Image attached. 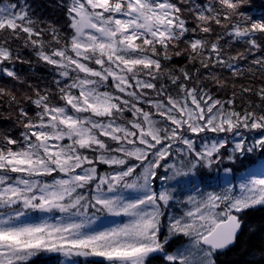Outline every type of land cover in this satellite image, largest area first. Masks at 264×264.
<instances>
[{
    "label": "snow or ice",
    "instance_id": "snow-or-ice-1",
    "mask_svg": "<svg viewBox=\"0 0 264 264\" xmlns=\"http://www.w3.org/2000/svg\"><path fill=\"white\" fill-rule=\"evenodd\" d=\"M56 6L63 24L0 0V264H264V14L252 0ZM34 64L50 81L29 82L19 66ZM221 72L224 98L208 86L226 91ZM244 94L259 103L238 108Z\"/></svg>",
    "mask_w": 264,
    "mask_h": 264
},
{
    "label": "trees",
    "instance_id": "trees-1",
    "mask_svg": "<svg viewBox=\"0 0 264 264\" xmlns=\"http://www.w3.org/2000/svg\"><path fill=\"white\" fill-rule=\"evenodd\" d=\"M29 2L32 4L33 9L35 10L34 14L38 18H42L44 20H56L59 21L60 24L64 23L63 19V13L60 8H58L57 5V0H29ZM252 9L254 14L256 15H261L264 14V0H252ZM25 58H29L30 54L25 50L24 52ZM33 60L35 57H31ZM21 70L24 71L25 76L28 78L29 82L33 84H40L43 85L45 82L50 81V74L47 69L43 67V65H33V72L28 71V65H20L19 66ZM244 71L245 73L247 72V65H244ZM222 78H226L229 80V86L226 89L225 92L220 93L217 92V90L214 88V86L209 83V87L213 88V91L216 92L218 95L221 96V98H224L225 96H230L232 87L231 83L234 78L229 76L227 73H219ZM250 83V80L247 78V76H241L239 78V82L237 83L236 86V91L239 93L240 91V84H248ZM259 83V81H257ZM251 100L252 102L259 103L257 98L255 96H252L251 94H244V97H237L236 104L239 107L245 106L247 102ZM259 110V109H257ZM223 135V134H221ZM215 168V166H213ZM202 172H204L206 175H216L215 171H209L207 168L202 169ZM213 187L215 190L219 191L220 188L216 186V182H212ZM201 190H205L204 185H201ZM207 190H212V189H207ZM261 213H256L255 214V221L258 223L260 220ZM240 259V254L239 253H229L227 256H221L219 258L218 264H231V261L233 260H239ZM61 261V258H57L55 256H41L34 258L33 261L30 262V264H59Z\"/></svg>",
    "mask_w": 264,
    "mask_h": 264
},
{
    "label": "rangeland",
    "instance_id": "rangeland-1",
    "mask_svg": "<svg viewBox=\"0 0 264 264\" xmlns=\"http://www.w3.org/2000/svg\"><path fill=\"white\" fill-rule=\"evenodd\" d=\"M208 135L211 137L214 134L209 133ZM222 174L223 173L221 172V175ZM56 215L58 216L59 214H56ZM43 218H46V214L33 213L29 217L28 222L38 223ZM120 222H121V218L107 217V218H104L101 222H98L97 226L101 227V228H103V227H111V226H114L116 223H120ZM53 256H55V255H53ZM55 257H57V256H55ZM57 258H61V261L65 259L64 257H57Z\"/></svg>",
    "mask_w": 264,
    "mask_h": 264
}]
</instances>
